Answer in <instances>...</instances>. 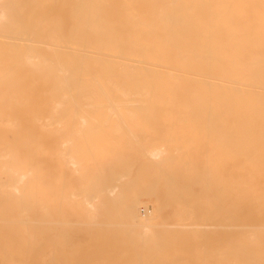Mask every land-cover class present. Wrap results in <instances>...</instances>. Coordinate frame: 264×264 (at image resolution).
<instances>
[{"label": "bare ground", "instance_id": "6f19581e", "mask_svg": "<svg viewBox=\"0 0 264 264\" xmlns=\"http://www.w3.org/2000/svg\"><path fill=\"white\" fill-rule=\"evenodd\" d=\"M50 229L52 264H264V0H0V264Z\"/></svg>", "mask_w": 264, "mask_h": 264}, {"label": "rangeland", "instance_id": "374dc122", "mask_svg": "<svg viewBox=\"0 0 264 264\" xmlns=\"http://www.w3.org/2000/svg\"><path fill=\"white\" fill-rule=\"evenodd\" d=\"M50 147H51V144H50ZM49 159H50V161H49L50 162V168L52 169L53 162L51 159V154H50ZM148 206H150V205L149 204H146V206L141 205L139 207L140 210L138 209L139 212L143 213V214L147 213V211L150 209V207H148ZM73 234H74V238H75L76 233H73ZM52 238H53V236H52L51 229H50V231H49V254L51 257V264H52V245H53V243H52L53 239ZM119 238L122 239L118 235L113 236V239H115L116 241ZM89 242L92 243V242H94V240L92 239L91 241L90 240L87 241V239H86V243L89 244ZM213 250H214L213 253H215L217 258H219V256H220L219 250L216 247H213ZM101 255L98 254L95 256V261H93L94 264H160L159 262H153V263L148 262L146 260V258L143 261H139L135 258V255L132 256V254H130L129 252L123 253L122 251L113 250L112 252L107 253L106 259H104V260L101 259ZM146 256L144 255V257H146ZM198 257H200V258H197L196 260H194L191 256V253L185 252V254L181 258V263H179V264H210L209 262L204 261V258H206L205 252L200 253ZM173 259L176 260V259H179V257L175 256Z\"/></svg>", "mask_w": 264, "mask_h": 264}]
</instances>
